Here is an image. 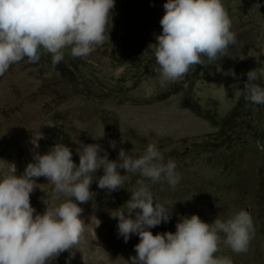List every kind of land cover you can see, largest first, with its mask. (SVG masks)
I'll return each instance as SVG.
<instances>
[{"label": "rangeland", "instance_id": "rangeland-1", "mask_svg": "<svg viewBox=\"0 0 264 264\" xmlns=\"http://www.w3.org/2000/svg\"><path fill=\"white\" fill-rule=\"evenodd\" d=\"M164 3L115 0L105 42L88 57L73 58L65 49L58 65L42 55L0 77V178L10 164L21 175L34 153L46 154L55 143L68 146L77 164L82 144L99 143L116 160L120 148L139 156L154 143L165 162L175 161L181 180L174 190L146 181L172 212L168 223L149 229L153 235L174 233L185 216L212 223L243 209L255 228L248 251L235 254L222 245L217 255L233 264H264V105L246 101L243 90L246 73L264 66V0H222L236 33L227 56L192 67L180 83L161 86L149 45L162 32ZM229 69L237 79L222 74ZM95 175L102 176V169ZM138 179L131 176L127 187ZM36 184L30 194L36 213L63 202L46 178ZM90 191L93 199L79 205L86 226L78 249L50 264H127L136 255L138 235L125 243L110 215L131 193L121 188L108 195L95 181Z\"/></svg>", "mask_w": 264, "mask_h": 264}, {"label": "clouds", "instance_id": "clouds-1", "mask_svg": "<svg viewBox=\"0 0 264 264\" xmlns=\"http://www.w3.org/2000/svg\"><path fill=\"white\" fill-rule=\"evenodd\" d=\"M114 7L115 0H0V77L12 65L37 63L42 55L50 54L51 63L58 65L65 49L73 58L88 57L105 42ZM163 9L162 32L149 45L161 86L180 83L194 66L219 61L236 43L222 0H166ZM222 74L237 79L232 69ZM246 76L244 99L264 105V66ZM110 146L115 149L114 142ZM34 147L39 145L34 142ZM77 155L78 164L68 146L55 143L46 154L34 153L21 175L10 164L8 174L0 178V264H50L61 253L77 248L86 226L79 205L93 199L94 181L108 195L121 188L131 193L124 205L110 213L125 243L132 235L139 237L136 255L127 264H233L229 257L217 255L222 245L235 254L248 251L255 228L243 209L226 220L217 216L212 223L196 214L185 216L174 233L153 235L149 229L168 223L172 212L167 201L153 196L146 181L161 184V190L165 184L174 190L181 180L175 161L165 162L154 143L139 156L120 148L116 160H110L99 143L82 144ZM101 169L103 175L97 177ZM131 176L141 179L129 189ZM40 177L53 186L57 199L64 198L55 207L46 206L42 214L30 203Z\"/></svg>", "mask_w": 264, "mask_h": 264}]
</instances>
